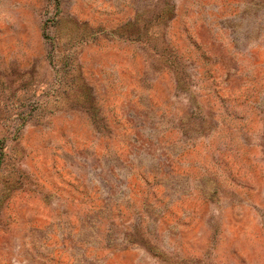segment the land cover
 <instances>
[{"label": "rangeland", "instance_id": "1", "mask_svg": "<svg viewBox=\"0 0 264 264\" xmlns=\"http://www.w3.org/2000/svg\"><path fill=\"white\" fill-rule=\"evenodd\" d=\"M0 264H264V0H0Z\"/></svg>", "mask_w": 264, "mask_h": 264}]
</instances>
